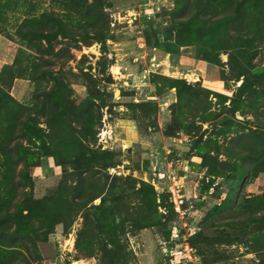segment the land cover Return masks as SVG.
I'll return each mask as SVG.
<instances>
[{"label":"rangeland","instance_id":"obj_1","mask_svg":"<svg viewBox=\"0 0 264 264\" xmlns=\"http://www.w3.org/2000/svg\"><path fill=\"white\" fill-rule=\"evenodd\" d=\"M183 4L0 0V264H264V41Z\"/></svg>","mask_w":264,"mask_h":264},{"label":"trees","instance_id":"obj_2","mask_svg":"<svg viewBox=\"0 0 264 264\" xmlns=\"http://www.w3.org/2000/svg\"><path fill=\"white\" fill-rule=\"evenodd\" d=\"M223 5V10L221 9L218 11V6L217 5ZM184 8L186 9L187 12H191L192 9V16L191 17H231L233 19L234 17H243L245 27L243 29L244 34L241 33V30L238 31V34L235 36H229V40L233 42H239L241 40H245V46L248 48L246 49V52H243V55H246L242 57V62L240 63L237 60H233L231 57L229 58L228 63L230 65H234V68L236 69L235 73V78H241L242 82L238 87V91H241L247 83V69H250V60L248 58L249 52H250V47L255 43V42H262L264 41V0H184ZM237 19V18H235ZM234 19V20H235ZM239 30V28H238ZM13 120L20 121L19 117L14 116ZM33 122L34 124L36 123V118L33 116L28 123ZM264 129V128H261ZM30 130V129H28ZM35 129H32V131ZM12 151L15 153L18 151V146H13ZM105 154L107 153H102L98 157H95V159H100L104 160L105 159ZM107 156H109L107 154ZM139 184V187L137 188L136 185ZM132 189V188H131ZM133 190L135 191L134 194L139 195L140 200L142 202V205H145L147 207H155V201H156V193L152 186L144 183L143 181L136 182L135 181V186L133 187ZM114 201V200H113ZM115 201L117 204L115 205V211H122V198H116ZM108 201H105L104 199L101 200L100 206H104ZM144 214L138 218V221L136 222V230L144 229L147 226L145 223H147V219L152 218V214L148 211L143 212ZM251 216L249 218H254L252 217V213H250ZM264 217V216H263ZM261 218V217H260ZM253 220V219H252ZM258 222V217L254 219V221H250L249 224ZM9 228L3 229V231L7 232L6 230ZM106 248V246H105ZM120 251H122V248H120ZM119 251V253H120ZM112 251L105 250V253H107L109 256ZM119 253L116 251L112 253L111 257V263L117 262L120 263L122 262L123 264H126V262L123 261V259L120 257ZM107 256V255H106ZM107 256V258H109ZM105 263L109 264V262ZM210 264V263H207Z\"/></svg>","mask_w":264,"mask_h":264},{"label":"bare ground","instance_id":"obj_3","mask_svg":"<svg viewBox=\"0 0 264 264\" xmlns=\"http://www.w3.org/2000/svg\"><path fill=\"white\" fill-rule=\"evenodd\" d=\"M76 264H78V262Z\"/></svg>","mask_w":264,"mask_h":264},{"label":"built area","instance_id":"obj_4","mask_svg":"<svg viewBox=\"0 0 264 264\" xmlns=\"http://www.w3.org/2000/svg\"><path fill=\"white\" fill-rule=\"evenodd\" d=\"M65 246H67V245H65Z\"/></svg>","mask_w":264,"mask_h":264}]
</instances>
